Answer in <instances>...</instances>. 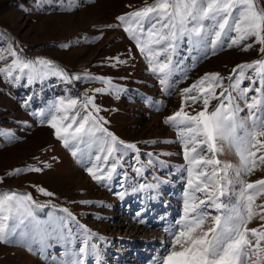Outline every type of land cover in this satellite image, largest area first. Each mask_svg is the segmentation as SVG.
Segmentation results:
<instances>
[{
	"label": "rangeland",
	"instance_id": "rangeland-1",
	"mask_svg": "<svg viewBox=\"0 0 264 264\" xmlns=\"http://www.w3.org/2000/svg\"><path fill=\"white\" fill-rule=\"evenodd\" d=\"M153 3L0 0V69L5 70L0 72V198L31 197L19 208L11 201V209L8 205L0 209V221L9 216L4 223L6 232L11 231L10 242H0V264H163L173 250L172 241L180 227L177 222L184 215L188 162L181 142L186 133L165 121L181 110V90L206 73L224 78L214 82L223 86L216 88V95L229 89L240 108L238 117L247 119V104L260 95L255 89L264 86L257 66L232 70L264 59V43L259 42L264 39V27L259 39L251 35L229 46L240 35L231 31L214 53V33L206 46L196 47L194 41L199 37L180 35L177 28L174 40L149 45L141 52L133 33L143 42L150 25L142 31L128 14ZM252 3L256 12H264V0ZM121 16L123 21L117 19ZM208 24L211 21L205 22ZM248 45L251 47L243 50ZM169 58L167 74L160 72L159 65ZM240 71L247 77L240 80V88L251 89L246 97L229 87L239 79ZM203 87H208L207 81ZM185 95L196 96L198 89ZM88 99L91 103L84 107ZM60 100L78 103L67 111L65 106L57 111ZM218 103L211 99L208 111ZM203 108L201 96L196 103L186 101L183 111L195 115ZM65 115L76 116L77 122L85 115L95 117L88 122L93 133L70 140L66 146L49 123L55 116L58 126L66 127L72 121L59 119ZM98 127L107 129L116 141L97 131ZM247 127L253 130L251 120ZM259 139L264 141V137ZM129 144L135 148L127 147ZM218 144L224 149L216 155L219 167L233 166L228 179L234 184L229 195L220 197V202L231 207L239 197L240 178L235 170L241 167L240 157L227 142ZM110 146L116 151L109 156ZM200 155L212 158L206 147ZM260 155L264 149L257 152ZM88 168L103 179H93ZM109 169H114L110 176ZM206 170L211 172L212 166ZM242 179L245 184L264 179V164ZM258 205H264V194L255 199L257 215L248 228L264 226L260 218L264 209ZM206 210L217 214L214 208Z\"/></svg>",
	"mask_w": 264,
	"mask_h": 264
},
{
	"label": "snow or ice",
	"instance_id": "snow-or-ice-1",
	"mask_svg": "<svg viewBox=\"0 0 264 264\" xmlns=\"http://www.w3.org/2000/svg\"><path fill=\"white\" fill-rule=\"evenodd\" d=\"M237 13L239 18H237ZM128 16L142 31L146 24L150 25L143 42L133 33L141 52H144L149 45H159L170 39L174 40L177 28L180 35L187 34L190 38L199 37L194 41L196 47L206 46L208 37L214 33L211 40L214 53L215 49L223 44L222 37H227L231 31L234 30L240 35L233 38L229 46L236 45L240 40L251 35L259 39L262 27H264V12H256L252 0H154L152 5L129 13ZM117 19L123 21L125 17L121 16ZM206 21H211V24L205 25ZM189 24L192 25L191 28L188 27ZM125 30L131 31V28ZM259 42L264 43V39H259ZM168 47L174 48V45L169 43ZM250 47L251 45H248L243 50L247 51ZM261 52H264V48ZM10 55L15 56V51H10ZM16 63L17 61L13 60V65ZM170 65L171 59L169 58L167 63L159 65L158 70L167 74L166 70H169ZM254 66H257V76L261 77L260 82L264 86V75H262L264 74V59L237 65L232 71L235 73L238 69H250ZM23 67H28V65L25 64ZM153 70L157 69L153 68ZM3 71L5 70L0 69V72ZM246 78L245 73L240 71L239 79L229 87L232 91H238L240 95L246 97L251 89L240 88V80ZM223 79L218 73H206L188 88L182 89L181 110L167 117L165 121L186 133L181 142L185 146L184 156L188 162V181L185 191L184 215L177 222L180 227L175 232L172 241L173 250L163 258V264H245V260H251V264H264V256H261V253H264V245H262L264 226L259 229L247 227V224L257 215L254 211V203L257 196L264 194V179L246 184L242 179V175H249L259 164H264V155L257 156V152L264 149V141L259 139V137H264V87L255 89L260 95L253 97L252 103L247 104L250 110L249 116L247 119H242L238 117L239 105L234 103L236 97L229 89L224 88L219 95H216V88L223 86L214 82ZM206 81L208 87L204 88ZM161 83H166V80L162 79ZM193 89H198V95H185ZM97 91L101 90L97 89ZM201 96H203V110L195 115H189L183 111L186 101L196 103ZM211 99H217L219 103L209 112L208 105ZM77 103V100L67 102L60 100L56 105V110L60 111L61 106H65L64 110L67 111L74 108ZM89 103L91 99L87 100L84 107H87ZM90 118L95 121V117L88 115H85L79 122L76 121V116L65 115L59 119L71 120L72 123L66 127H60L55 122L57 117L54 116L49 123L56 129V136L67 146L70 140H78L84 135L93 133V128L88 126ZM247 120L252 121V131L247 127ZM73 124L76 126L70 132ZM181 126L184 127L181 128ZM96 130L105 132L111 136L113 142L116 141V137L107 133V129L98 127ZM218 141H225L230 147L235 148L241 162V167L235 170L236 177L240 178L238 181L240 184L239 197L231 207L227 203L220 202V197L229 195L228 189L234 184L233 180L228 179L229 170L233 166L227 164L223 168L219 167L221 161L216 159V155L224 149ZM189 143L192 145L191 148L188 147ZM127 147L135 148V145L129 144ZM205 147L212 158L200 155ZM253 148L256 151H252ZM107 151L110 156L116 149L110 146ZM109 156H104L103 159L107 160ZM97 159L100 157L98 156ZM208 166H212L211 172L206 170ZM29 170L40 171L41 169L31 168ZM113 170L109 169V176ZM87 171L93 179H103L94 173L93 168H88ZM40 191L43 192L44 189ZM196 193L203 194L205 198L199 199ZM47 194L51 195V193ZM27 200H31V197L5 195L0 198V209H3L5 205L11 209V201H16L19 208L22 202ZM257 207L264 209V205ZM208 208H214L217 214L212 215L206 210ZM25 210L31 215L29 209ZM260 218L264 220V215ZM8 220L9 216H3L0 221V242H10L11 231L6 232L8 226L4 223ZM177 246H179L178 250ZM253 257L255 259H252Z\"/></svg>",
	"mask_w": 264,
	"mask_h": 264
}]
</instances>
